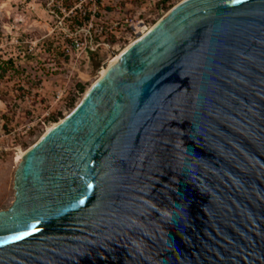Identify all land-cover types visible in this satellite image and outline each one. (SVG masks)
I'll use <instances>...</instances> for the list:
<instances>
[{
  "label": "water",
  "instance_id": "1",
  "mask_svg": "<svg viewBox=\"0 0 264 264\" xmlns=\"http://www.w3.org/2000/svg\"><path fill=\"white\" fill-rule=\"evenodd\" d=\"M26 149L0 264H264V0H183Z\"/></svg>",
  "mask_w": 264,
  "mask_h": 264
},
{
  "label": "rangeland",
  "instance_id": "2",
  "mask_svg": "<svg viewBox=\"0 0 264 264\" xmlns=\"http://www.w3.org/2000/svg\"><path fill=\"white\" fill-rule=\"evenodd\" d=\"M180 1L114 0L110 19L129 17L131 23L144 20L152 26ZM52 26L41 0H0V210L15 199L20 153L68 116L102 77L104 64L132 42L121 39L114 45L109 36L114 48L73 51L65 57L60 33H49Z\"/></svg>",
  "mask_w": 264,
  "mask_h": 264
},
{
  "label": "built area",
  "instance_id": "3",
  "mask_svg": "<svg viewBox=\"0 0 264 264\" xmlns=\"http://www.w3.org/2000/svg\"><path fill=\"white\" fill-rule=\"evenodd\" d=\"M70 6L65 0H41L53 26L49 33H60L61 50L66 57L71 52L84 50L97 51L99 48H112L109 36L119 45L124 40L139 38L149 25L144 20L131 23L129 17L124 21L110 19V11L114 0H71ZM102 16L109 21L102 20ZM18 21H22L19 18ZM133 38V39H131ZM114 48V47H113ZM78 94H81L78 92ZM62 94H58V98Z\"/></svg>",
  "mask_w": 264,
  "mask_h": 264
},
{
  "label": "bare ground",
  "instance_id": "4",
  "mask_svg": "<svg viewBox=\"0 0 264 264\" xmlns=\"http://www.w3.org/2000/svg\"><path fill=\"white\" fill-rule=\"evenodd\" d=\"M183 1V0H182ZM181 2V1H180ZM169 11H167L164 15H163V17L168 13ZM163 17H161L158 21H160ZM154 25H152V26H150L149 28H147V30H144V32H143V34L142 35H144L145 33H147L152 27H153ZM141 37V36H140ZM139 37V38H140ZM139 38H137V39H135V40H133L132 42H130L128 45H126L125 46V48H123V49H121L120 50V54L119 55H116V56H114L112 59H111V61H108L106 64H104V66L102 67V69L103 68H107V67H110L111 65H113V64H115V62H117L118 61V59H119V57L122 55V53L132 44V43H134L135 41H137ZM114 55V54H113ZM112 55V56H113ZM111 56V57H112ZM110 57V58H111ZM104 75H105V73H103L102 72V77L101 78H103L104 77ZM100 78V79H101ZM91 88V87H90ZM90 88L87 90V92H86V94L88 93V91L90 90ZM85 94V95H86ZM85 95H84V97H85ZM81 102V101H80ZM79 104V103H78ZM63 120V119H62ZM58 123V122H57ZM57 123H54L53 125H51V126H48V128L46 129V131L44 132V134L47 132V131H49L50 129H52V127H54L55 125H57ZM44 134H42V136L44 135ZM42 136L38 139V141L42 138ZM25 154V151L24 152H21L20 153V158H22L23 157V155Z\"/></svg>",
  "mask_w": 264,
  "mask_h": 264
},
{
  "label": "trees",
  "instance_id": "5",
  "mask_svg": "<svg viewBox=\"0 0 264 264\" xmlns=\"http://www.w3.org/2000/svg\"><path fill=\"white\" fill-rule=\"evenodd\" d=\"M72 4V1L71 0H65V5L66 6H70ZM92 52V51H90ZM63 53V52H62ZM93 53V52H92Z\"/></svg>",
  "mask_w": 264,
  "mask_h": 264
}]
</instances>
